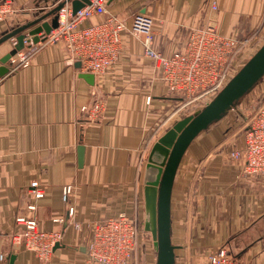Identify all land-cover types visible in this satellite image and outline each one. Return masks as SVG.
Returning <instances> with one entry per match:
<instances>
[{
	"label": "crops",
	"instance_id": "0c3cea01",
	"mask_svg": "<svg viewBox=\"0 0 264 264\" xmlns=\"http://www.w3.org/2000/svg\"><path fill=\"white\" fill-rule=\"evenodd\" d=\"M61 1L10 0L14 10L0 19V37ZM106 6L128 24L139 12L149 15L153 47L165 55L182 50L190 29L210 21L224 34L264 41V0H108ZM104 18L96 14L84 24ZM144 38L124 33L119 60L94 74V84L81 76L78 60L69 59L64 41L27 42L24 51L34 50L30 64L0 78V255H5L0 264H9L12 254L14 264H83L88 222L119 212L138 222L136 264L157 263L151 185L166 160L158 141L188 108L145 54ZM13 44L14 39L0 44V59ZM97 101L98 115L81 109ZM234 107L198 134L178 167L171 199L176 264H206L220 247L244 262L264 264V174H245L243 155L234 153L243 148L250 122L231 116ZM33 182L43 189L42 197L34 195ZM71 206L75 214L69 218ZM18 215L35 217L44 230H65L49 260L25 247ZM148 233L155 250L144 254Z\"/></svg>",
	"mask_w": 264,
	"mask_h": 264
},
{
	"label": "built area",
	"instance_id": "2783aa9c",
	"mask_svg": "<svg viewBox=\"0 0 264 264\" xmlns=\"http://www.w3.org/2000/svg\"><path fill=\"white\" fill-rule=\"evenodd\" d=\"M108 0H91L76 13L70 3H66L58 12L59 25L47 36L37 42L56 43L64 41L69 59L81 63L82 72L103 74L111 69L119 60L123 50V34L144 36L145 54L155 60L162 79L173 92H181L191 101L197 97L215 96L237 73L240 67L262 45L254 36L238 38L221 32L214 21L190 29L182 50L165 55L153 47V19L145 13H137L130 24L115 14H110L106 2ZM217 8L216 2L212 4ZM10 0H0V19L13 12ZM96 14L104 15L101 21L84 24V21ZM34 50L24 49L11 56L9 71L30 64ZM194 98V99H193ZM150 101V97L147 98ZM210 102V101H209ZM207 102V103H209ZM187 103V102H186ZM206 103V104H207ZM90 117L98 115L102 104L97 101L89 109ZM236 155H243V172L245 174H264V101L250 119L245 132V144ZM34 195L42 197L44 191L33 182ZM72 186L63 189V200L68 201ZM34 210L35 204H28ZM75 208L68 209L72 218ZM58 221H65L58 218ZM18 224L24 226L18 236L25 247L33 251L40 259L49 260L57 243L64 239L65 230H44L35 217L18 215ZM72 223V222H70ZM80 228L78 222H74ZM91 237L85 246L86 257L83 264H133L139 249V226L136 218L126 212H119L98 220L88 222ZM4 254L0 255L3 260ZM206 264H250L236 258L227 248L220 247L208 254Z\"/></svg>",
	"mask_w": 264,
	"mask_h": 264
},
{
	"label": "water",
	"instance_id": "95a60500",
	"mask_svg": "<svg viewBox=\"0 0 264 264\" xmlns=\"http://www.w3.org/2000/svg\"><path fill=\"white\" fill-rule=\"evenodd\" d=\"M70 3L73 12L76 13L91 0H62L50 10L40 16L15 26L0 37V44L14 39L13 48L1 59L0 78L9 72V60L11 56L26 47L27 42L37 43L41 37L47 36L59 25V10ZM49 18V19H47ZM80 68L81 63L78 61ZM264 75V43L245 62L229 82L194 115L182 121L176 122L159 139L158 147L166 152V160L162 170L152 183L151 187L156 192L155 210L157 216L154 229L155 245L158 249L156 264H176L175 246L171 238V199L172 189L180 162L190 143L200 132L208 129L220 120L236 102L251 90ZM81 76L94 84L95 75L91 72H82ZM84 146L79 147V163L83 161ZM61 244L57 243L55 249ZM16 255L10 256L9 264H14Z\"/></svg>",
	"mask_w": 264,
	"mask_h": 264
},
{
	"label": "rangeland",
	"instance_id": "374dc122",
	"mask_svg": "<svg viewBox=\"0 0 264 264\" xmlns=\"http://www.w3.org/2000/svg\"><path fill=\"white\" fill-rule=\"evenodd\" d=\"M263 43H264V41L262 42V44ZM248 59L246 58V61ZM245 62H244V64H245ZM183 98H184L185 105H187L188 113L185 117L182 118V120L186 119L189 116L194 115L197 111L202 109L206 105L207 102L211 101L214 98V96L197 97V98H195V100L191 101L190 98L185 97V95L183 94ZM263 101H264V75L262 76V78L257 82V84L251 90H249L244 96H242L238 100V102H236L235 107L233 106L234 108L232 109V111H231L232 113H230V115L237 118V120H240V121L246 123L247 121H249L253 117V115L255 114V112L257 111V109L259 108L260 104ZM182 120H180V121H182ZM140 250H141V248L139 249L138 253L140 252ZM151 250H155V249L153 247V241H152V239H150V236L148 233V235H146V237H145V242L142 245V252H144V254H146L147 251L149 252ZM138 261H139V264H141L139 259H138ZM133 264H136L135 260H134Z\"/></svg>",
	"mask_w": 264,
	"mask_h": 264
}]
</instances>
